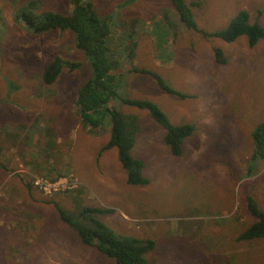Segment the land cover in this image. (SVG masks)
I'll use <instances>...</instances> for the list:
<instances>
[{
	"label": "rangeland",
	"instance_id": "374dc122",
	"mask_svg": "<svg viewBox=\"0 0 264 264\" xmlns=\"http://www.w3.org/2000/svg\"><path fill=\"white\" fill-rule=\"evenodd\" d=\"M27 1L0 0V264H115L81 244L58 216L55 205L73 212L74 193L67 191L77 186L80 207L109 209L97 219L115 233L154 241L145 254L149 264H264V240L236 241L255 221L245 198L264 211V155L252 156L250 137L264 121V42L249 47L243 37L225 43L200 34L224 28L240 10L249 23L264 27V0H183L197 31L184 29L170 0H90L97 18L115 14L122 24L111 29L109 50L122 40L120 30L132 31V65L158 74L179 97L150 76L128 71L126 63L113 72L124 81L119 95L150 102L172 125L195 126L173 157L163 145V129L146 111L110 100L120 114L137 116L131 155L142 160L148 182L141 187L126 184L114 149L99 151L108 128L89 134L79 123L76 91L92 67L74 48L73 33L32 34L13 22ZM39 2L37 11L66 15L70 9L68 0ZM53 58L78 67H62L45 85L41 75ZM33 122L55 131L62 154L52 151L49 163L65 162L55 169L65 166L69 174L55 190L32 186L28 194L20 178L27 172L23 160L39 154V138L23 140L26 129L16 126ZM15 131L16 140L7 137ZM28 177L31 183L42 179Z\"/></svg>",
	"mask_w": 264,
	"mask_h": 264
},
{
	"label": "trees",
	"instance_id": "16d2710c",
	"mask_svg": "<svg viewBox=\"0 0 264 264\" xmlns=\"http://www.w3.org/2000/svg\"><path fill=\"white\" fill-rule=\"evenodd\" d=\"M70 10L66 15L53 13L52 11H37L39 0H28L17 8L12 15V20L23 30L32 34H42L48 31H68L73 33L74 48L87 58L92 67L90 76L76 91L74 101L75 112L81 127L89 134H95L97 130L104 127L108 128L107 142L99 151L114 149L117 161L125 176V182L129 186L141 187L147 184V180L142 176V160L131 155L135 136L139 131L135 115H123L109 105L110 100L116 99L123 104L135 108L137 111H146L149 117L155 121L164 131L162 138L163 145L173 157L181 154L182 143L189 137L195 126L193 123H182L172 125L160 111L150 102L139 100H127L119 95L121 75L113 72L121 64H128L129 70L150 76L155 85L162 91L179 97L177 92L168 87L160 76L148 70L138 69L132 65V54L135 48V34L132 31L120 30L117 49L110 51L111 29H120L119 23H115V14L104 16L102 19L96 17L91 3L88 0H68ZM171 6L177 14L179 22L186 30H195L192 16L183 0H170ZM37 6V8H36ZM248 15L240 10L228 21L227 25L211 33L200 32L202 36L218 38L225 43L243 37L249 47L258 41L264 42V27L256 21H248ZM110 19L113 20L111 23ZM1 22V17H0ZM168 30V23L165 22ZM215 60L221 61L220 51L212 50ZM73 70L78 67L74 62L62 61L53 58L45 67L41 75L42 83L51 85L61 68ZM127 71V72H128ZM101 72V73H99ZM11 90H19L11 85ZM43 123L33 122L27 127L16 126V130L26 129L23 140H28L30 136L39 138L36 151L37 155L31 154L23 160L27 167L26 180L22 183L27 192L32 188L29 174H37L53 183L58 179H66L69 171L55 169L62 166L65 162H57L56 165L50 164V153L62 154L58 149L55 140L56 133L53 129ZM17 131L7 137L16 140ZM252 142V156L262 157L264 155V121L258 123L250 132ZM55 155V156H56ZM22 156V155H21ZM70 183V182H69ZM80 188L67 192L74 193L70 199L73 212L61 209L55 205L61 222L70 227L78 238L79 242L85 246L93 247L104 257L111 259L115 264H149L145 260V254L152 251L155 247L154 241L150 239H136L115 233L111 228L104 225L97 219L99 214L110 213L109 209L93 208L91 206H81L76 196H79ZM246 210L254 217L255 221L241 231L236 241L264 240V211L257 207L251 197L245 198Z\"/></svg>",
	"mask_w": 264,
	"mask_h": 264
},
{
	"label": "built area",
	"instance_id": "2783aa9c",
	"mask_svg": "<svg viewBox=\"0 0 264 264\" xmlns=\"http://www.w3.org/2000/svg\"><path fill=\"white\" fill-rule=\"evenodd\" d=\"M63 180L65 182V179H63ZM57 181H55L53 183H49L48 181H46L44 179L35 178L32 181V186L33 187L35 186V187H37L38 189H40V190H42L44 192H48L49 189L55 190L57 188V186H58V182Z\"/></svg>",
	"mask_w": 264,
	"mask_h": 264
},
{
	"label": "crops",
	"instance_id": "0c3cea01",
	"mask_svg": "<svg viewBox=\"0 0 264 264\" xmlns=\"http://www.w3.org/2000/svg\"><path fill=\"white\" fill-rule=\"evenodd\" d=\"M89 2H90V0H88ZM91 3V2H90ZM68 5H70V4H68ZM69 7H71V6H69ZM91 7H93V5H92V3H91ZM70 10V9H69ZM92 10H93V8H92ZM94 11V10H93ZM119 26H122V24H119ZM25 188V187H24ZM26 190V189H25ZM27 192V191H26ZM28 194H30V192H27Z\"/></svg>",
	"mask_w": 264,
	"mask_h": 264
},
{
	"label": "clouds",
	"instance_id": "9594fccd",
	"mask_svg": "<svg viewBox=\"0 0 264 264\" xmlns=\"http://www.w3.org/2000/svg\"><path fill=\"white\" fill-rule=\"evenodd\" d=\"M217 61V60H216ZM222 61V60H221ZM221 61H219V62H221ZM142 174V173H141Z\"/></svg>",
	"mask_w": 264,
	"mask_h": 264
}]
</instances>
